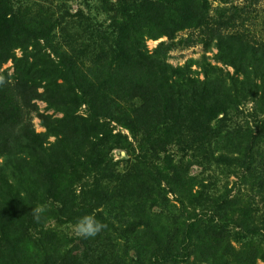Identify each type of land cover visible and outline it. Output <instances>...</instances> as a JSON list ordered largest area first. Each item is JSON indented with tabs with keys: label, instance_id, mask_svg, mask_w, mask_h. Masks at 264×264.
Wrapping results in <instances>:
<instances>
[{
	"label": "trees",
	"instance_id": "trees-1",
	"mask_svg": "<svg viewBox=\"0 0 264 264\" xmlns=\"http://www.w3.org/2000/svg\"><path fill=\"white\" fill-rule=\"evenodd\" d=\"M129 1V12L123 6V21L102 35L96 58H90L89 64L84 60L88 55L87 50L84 53L86 46L64 48L70 35L61 21L46 23L30 11L28 15L32 16L22 25L24 14L14 12L9 0H0V63L12 57L13 46H30L33 73H38L39 84L47 91L42 95L30 92L28 79L18 75L13 77L14 82H0V264H35L26 252L28 242L42 249L43 264H87L88 253L79 254L78 247L91 249L105 236L110 239L111 230L135 234L139 264H145L142 249H154L151 264H156L158 245L165 246L161 252L163 264L184 262L194 253L209 264H218L213 249L230 248L226 254L246 256L244 243L240 248L227 243L224 228L232 225L239 228L236 234L243 230L264 236V212L259 215L253 208L252 196L247 199L246 194L249 181H257L260 195L264 191V66L242 77L229 75L227 88L223 76H217L221 80L218 83L212 76L221 68L206 60L200 62L205 77L201 80L193 75L192 66L197 61L175 67L162 47L157 54L148 55L143 51V41L153 26L142 12L148 0ZM179 12L180 21L162 25V32L154 39L172 38L179 30L198 26L199 19L188 3L184 2ZM218 46L228 54L220 60L230 63L234 46L226 47L223 40ZM246 47L264 65V47ZM247 49L243 54L250 56ZM29 73L21 71L23 76ZM220 86L227 90L222 92ZM51 92L63 94L65 116L58 120L65 124L49 123L48 130L56 141L46 143L45 135L37 133L26 119L19 96L24 94L28 107L32 100L45 95L54 102ZM245 102L252 104L248 114L244 109L239 111ZM83 104L88 106L87 114L79 116L77 112ZM57 106L61 108L60 103ZM221 113L233 119L225 133L214 124ZM158 115L164 118L159 136L151 139L148 135L146 145L140 144L135 163L127 172L132 179L120 177L108 157L114 146L126 147L128 138L121 131L114 133L109 122L118 121L135 132L139 125L147 130ZM237 115L246 119L245 124L235 122ZM220 142L221 149L225 148L220 158L228 159L233 169L240 167V182L235 183V189L218 195L211 194L212 189L203 183L191 185L188 163H176L173 153L169 156L166 151L177 145L184 156L209 162L216 156L214 146ZM160 153L167 157L164 167H156L148 160V156L157 158ZM89 178H93L92 185L86 183ZM163 184L177 196L186 215L180 227L181 240L146 209L147 202L160 195L157 186L162 188ZM117 200L122 207L126 205L124 214L132 219L126 229L122 215L114 209ZM38 206L47 207L40 222L35 221L32 212ZM85 214H95L107 228L93 239L79 237L71 241L69 248V237L46 225L49 218L59 223L63 219L76 222ZM209 223L218 224L220 231L208 233L205 226ZM108 250L106 256L110 260L113 256L112 264H131L124 249Z\"/></svg>",
	"mask_w": 264,
	"mask_h": 264
},
{
	"label": "rangeland",
	"instance_id": "rangeland-1",
	"mask_svg": "<svg viewBox=\"0 0 264 264\" xmlns=\"http://www.w3.org/2000/svg\"><path fill=\"white\" fill-rule=\"evenodd\" d=\"M9 1L12 3L11 6L14 12L16 11L24 14L22 25L29 21L28 17L32 16V14L28 15L30 11L35 17H41L46 23H49L50 21L52 22L56 19L61 21V23L67 27L70 35V37L68 35V42H64V45H66L64 48H69L70 45H73L76 48L81 46L75 44H82V47L86 46V48H84V53L87 50L88 55L84 56V60L89 64H91L89 61L90 58H96L97 51L99 50L97 47L101 43L102 35L104 33L107 35V31H111L110 27L116 26V24L123 21L122 15L124 12H121V10L124 6L125 11L129 12L131 4L129 0ZM184 2L188 3L195 11L196 17L199 19L198 26L179 30L172 38L161 36L158 39H154V36L162 32V25H174V20H179V11L184 7ZM142 12L146 17L149 26H153V30L149 34H146L147 36L143 41V47H145L143 51L148 55L153 56L157 54L158 49L162 47V49L167 50L170 54L171 57L168 61L175 67L181 65L184 66L191 63V61H197V63L192 66V70L194 71L193 75L197 74V77L201 80L205 78L204 67L200 64L203 60L218 67V69L221 68V72H214V75L212 76H214L213 79L217 83L218 81H221L217 76H223L222 79L225 78V81L228 84L227 88L230 86L229 75H240L242 77V74L248 72L254 73L258 66H264L253 58L254 56L250 54L246 47L247 44L254 45L255 47H264V0H180L172 2L169 0H148L144 2ZM236 38L239 40H236ZM221 40H223V44L226 47L229 48L234 46V49H236L234 54H229L231 55V58L228 60L230 63H225L220 60L221 56L225 57V55H228L225 52V49H220L218 46L220 45ZM162 44H164V46H161ZM25 48H28V50L25 51ZM245 48L247 49L246 53L249 52L250 56L243 54ZM11 49L12 57H10L7 62L0 63V82H14L15 79L13 77L18 75L22 76L24 79H28L30 92L37 91L41 95L47 93V91L39 84L40 80H38V73H33L35 68L31 65L33 57L30 53V46L25 47L19 44L13 46ZM214 70L212 69V71ZM21 71H30L31 73L27 76H23ZM218 88L222 92L227 90L226 88H223V86ZM51 93L54 96V102L48 95H45L44 97L41 96L42 98L38 97L32 100L28 107L25 106L23 100L24 94L19 96V99L24 103L23 107L27 112L26 119L30 121L37 133L45 135L47 138L46 143H54L56 141V137L50 135L48 124L51 122L65 124L63 121L58 120L65 116L62 110L64 104L61 101L63 94H61V92ZM28 94L30 95V93ZM107 96H110V94H107ZM57 103L61 104V108H58ZM135 103L136 105L139 104L137 101ZM113 105L115 104L113 103ZM124 106L128 108L129 105ZM125 107L121 108L118 106V109L124 110ZM249 107L251 108L252 104L245 102L239 111L244 109L245 114H248L247 110ZM87 109L88 106L83 104L79 108L77 115L84 116L87 114ZM237 117H239V119L235 120L236 123L245 124L246 119L242 115H237ZM155 121H153L147 130L141 125L137 126L134 130L135 132L118 121L112 120L109 122V128L113 130L114 133L121 131L123 135L128 138L126 144L127 148L114 146L111 148L108 157L109 162L113 165L112 167H115V171L120 177L125 175L128 178H131V174L127 173L128 168L135 163V157L139 154L140 144L142 143L143 145H146V141L149 140V137L154 139L159 136L160 127L164 124V118L162 115H158ZM169 122H171V120H169L168 123ZM214 124L225 133L233 124V119L227 118L224 113H221L218 118H215ZM136 139H138V142ZM221 144L222 142L214 146L216 156L209 162L202 159L196 160L191 156H184L177 145H172L170 148H166V151L170 153L169 156L173 153L176 163L179 161L188 163V182L191 183V185L193 183H196V185L203 183L208 186L210 190L212 189L211 194L214 192L218 195L235 189L237 185L235 183L240 182V178L237 175V171H239L240 167L236 166V169H233L228 159L225 160L220 158V154L225 149L224 146L221 149ZM229 154L231 153L229 152ZM165 155L166 154L164 153H160L157 158H155V156H148V160L154 165L156 163V167H164L166 163L165 159L167 158ZM217 157L219 159H217ZM86 180L87 184H93V178ZM249 183L250 188H247L248 192L246 193L248 195L247 199L252 196L253 208L257 213L259 212L260 215L264 212V191L260 195L257 181H254V183L249 181ZM107 184H110V182H107ZM250 189L251 192L249 193ZM157 191H159L160 195L157 197L154 196L155 200L153 201L149 200L146 209L148 210L149 215L160 222L163 227L166 226L169 228L170 234L176 233L181 240L183 235L180 232V227L182 221L185 220L186 217V215L183 214L182 206L178 201L177 196L169 192L164 184L162 185V188L157 186ZM123 196H125V193H122V197ZM138 200H140V198L136 201ZM132 205H134V203ZM125 206L126 205H123L122 207L118 200L114 204L115 211L123 217V229H126L129 221H132L128 214H124ZM109 211L110 208L108 207V213ZM47 217L48 216L45 217V220ZM46 225L47 227H51L60 232L62 236L67 235L69 237L66 246L68 248L71 247V241L77 240L80 237L75 231L76 222L73 219H70V221L63 219V223H59L53 221L52 218H49L46 220ZM205 227H207V231L210 234H215L216 231H220V226H218V224L209 223L206 224ZM140 228L142 229V227ZM238 230V227L232 225L224 228V231H226L225 237L227 238V243L229 242L237 248H240L241 246L239 245L244 243L243 246L245 247L244 251L246 256L237 255V258H235L234 256L226 254L230 251V248L213 249L215 251V258L219 260L218 264H264V236H262L261 233L249 234L243 230H241L239 234H236ZM109 237L110 239H106L107 236H105L97 244L93 245L91 249H83L82 246L78 247V249H80L79 254L88 253L87 255L89 257L87 264H112L113 256L111 260L106 256V250L108 249H124L130 255V263L139 264V250L136 248L137 244L134 233L125 230H111ZM168 241L169 238L166 237V243ZM26 245L28 247L26 252L32 259L31 261L35 264H43L45 254L42 249H39L37 245L33 246L30 242ZM227 245H225V248ZM164 247L165 246L163 245L157 246L160 256L159 261H157L156 264H163L161 252ZM170 250L175 253L181 252V249ZM153 251L154 249H142L143 262L145 264H151V261L154 260L152 257ZM181 258L184 259V256H181ZM223 258L225 261L222 262ZM170 264L173 263L170 262ZM177 264L209 263L203 261V258L199 253L196 255L194 253L190 258L186 259V261Z\"/></svg>",
	"mask_w": 264,
	"mask_h": 264
},
{
	"label": "clouds",
	"instance_id": "clouds-1",
	"mask_svg": "<svg viewBox=\"0 0 264 264\" xmlns=\"http://www.w3.org/2000/svg\"><path fill=\"white\" fill-rule=\"evenodd\" d=\"M47 211L46 206H38L32 210L36 222H40L42 215ZM107 228V224L99 220L95 214H85L78 218L75 231L84 239H93Z\"/></svg>",
	"mask_w": 264,
	"mask_h": 264
}]
</instances>
